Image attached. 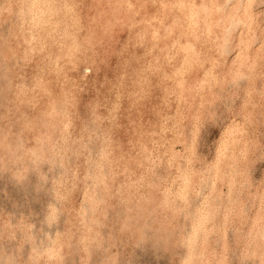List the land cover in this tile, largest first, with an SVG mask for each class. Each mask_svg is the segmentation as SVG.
<instances>
[{
	"label": "rangeland",
	"instance_id": "rangeland-1",
	"mask_svg": "<svg viewBox=\"0 0 264 264\" xmlns=\"http://www.w3.org/2000/svg\"><path fill=\"white\" fill-rule=\"evenodd\" d=\"M0 264H264V0H0Z\"/></svg>",
	"mask_w": 264,
	"mask_h": 264
},
{
	"label": "bare ground",
	"instance_id": "bare-ground-1",
	"mask_svg": "<svg viewBox=\"0 0 264 264\" xmlns=\"http://www.w3.org/2000/svg\"><path fill=\"white\" fill-rule=\"evenodd\" d=\"M126 1V0H125ZM34 3V2H33ZM58 3V2H57ZM128 3V2H127ZM27 4V3H26ZM53 4V3H52ZM65 4V3H64ZM71 4V3H70ZM30 6H31V4H29ZM47 5V4H46ZM60 5V4H59ZM127 5V4H126ZM27 6H28V4H27ZM44 6V5H43ZM51 6V5H50ZM62 6V5H61ZM180 6H182V5H180ZM25 8V7H24ZM78 8V7H77ZM26 9V8H25ZM24 9V10H25ZM32 9V8H31ZM64 9V8H63ZM71 9V8H70ZM85 9V8H84ZM65 10V9H64ZM56 11V10H55ZM72 11V10H71ZM30 12V11H29ZM37 12H38V10H37ZM42 12V11H41ZM49 12H51V11H49ZM59 13V12H58ZM131 13V12H130ZM133 13V12H132ZM132 13H131V15H132ZM37 14V13H36ZM42 14V13H41ZM40 15V14H39ZM48 15H50V14H48ZM47 15V16H48ZM54 15H55V13H54ZM33 16H35V15H33ZM30 17H32V16H29V18ZM36 17V16H35ZM41 17V16H40ZM188 17H189V15H188ZM52 18V17H51ZM55 18V17H54ZM59 18V17H58ZM60 18H61V16H60ZM196 18V17H195ZM46 20V19H45ZM44 21V20H43ZM193 21H194V19H193ZM199 21V20H198ZM34 22V21H33ZM47 22V21H46ZM60 22V21H59ZM188 22V21H187ZM190 22H191V20H190ZM41 23V22H40ZM43 23V22H42ZM130 23V22H129ZM194 23V22H193ZM32 24V23H31ZM150 24V23H149ZM42 25V24H41ZM40 25V26H41ZM57 25V24H56ZM193 25V24H192ZM196 25H198V24H196ZM40 26H39V28H40ZM127 26V25H126ZM185 26V25H184ZM195 26V25H194ZM130 27V26H129ZM37 28V27H36ZM53 28H54V26H53ZM60 28V27H59ZM176 28V27H175ZM178 28V27H177ZM131 29V28H130ZM150 29H151V27H150ZM181 29V28H180ZM196 29V28H195ZM34 30V29H33ZM32 30V31H33ZM41 30V29H40ZM164 30V29H163ZM38 31V30H37ZM139 32V31H138ZM163 32V31H162ZM126 33V32H125ZM142 33V32H141ZM155 34V33H154ZM52 35V34H51ZM30 37V36H29ZM47 37H48V35H47ZM122 38V37H121ZM29 39V38H28ZM194 39V38H193ZM42 40V39H41ZM182 40V39H181ZM123 41V40H122ZM130 41V40H129ZM29 42H30V40H29ZM42 42V41H41ZM45 43V42H44ZM149 43V42H148ZM27 44H28V42H27ZM151 44H153V43H151ZM177 44V43H176ZM187 44V43H186ZM144 45V44H143ZM155 45V44H154ZM172 45H173V43H172ZM185 45V44H184ZM89 46V45H88ZM171 46V45H170ZM43 47V46H42ZM129 47V46H128ZM141 47V46H140ZM190 47V46H189ZM119 48H120V46H119ZM118 48V49H119ZM134 48V47H133ZM179 48V47H178ZM184 48V50H185V47H183ZM191 48V47H190ZM117 49V50H118ZM122 49V48H121ZM170 49H171V47H170ZM27 50H30V49H27ZM120 50V49H119ZM124 50V49H123ZM132 50V49H131ZM130 50V51H131ZM139 50H140V48H139ZM142 50V49H141ZM177 50V49H176ZM189 50V49H188ZM187 50V51H188ZM42 51V50H41ZM59 51V50H58ZM76 51V50H75ZM180 51V50H179ZM119 52V51H118ZM156 52V51H155ZM177 52V51H176ZM31 53V52H30ZM47 53V52H46ZM49 53V52H48ZM174 53V52H173ZM184 53V52H183ZM189 53H190V51H189ZM37 54H39V53H37ZM135 54V53H134ZM156 54V53H155ZM181 54V53H180ZM191 54V53H190ZM95 55V54H94ZM114 55V54H113ZM116 55V54H115ZM119 55V54H118ZM144 55V54H143ZM120 57V56H119ZM128 57V56H127ZM166 57V56H165ZM167 57H169V56H167ZM173 57V56H172ZM190 57H192V56H190ZM70 58V57H69ZM137 58V57H136ZM163 58V57H162ZM128 59H130L129 57H128ZM143 59V58H142ZM145 59V58H144ZM164 59V58H163ZM177 59V58H176ZM188 59V58H187ZM123 60V59H122ZM131 60H132V58H131ZM157 60V59H156ZM28 61V60H27ZM52 61V60H51ZM118 61V60H117ZM172 61V60H171ZM192 61V60H191ZM55 62H56V59H55ZM142 62V61H141ZM153 62H155V61H153ZM161 62V61H160ZM159 62V63H160ZM119 63V62H118ZM127 63H128V61H127ZM28 64V63H27ZM48 64H49V62H48ZM47 64V65H48ZM57 64V63H56ZM120 64V63H119ZM141 64V63H140ZM147 64H149V63H147ZM146 64V65H147ZM161 64V63H160ZM163 64H164V62H163ZM166 64V63H165ZM180 64H182V63H180ZM132 65V64H131ZM150 65H151V63H150ZM167 65V64H166ZM50 66V65H49ZM171 66V65H170ZM169 66V67H170ZM130 67V66H129ZM45 68H47V67H45ZM178 68V67H177ZM180 68H181V66H180ZM48 69V68H47ZM145 69H147V68H145ZM153 69V68H152ZM148 70H150V69H148ZM156 71H157V69H155ZM138 71H139V69H138ZM161 71V70H160ZM170 72V71H169ZM178 72V71H177ZM181 72V71H180ZM141 73H143V72H141ZM151 73V72H150ZM161 73H163V72H161ZM132 74V73H131ZM144 74V73H143ZM160 74V73H159ZM44 75V74H43ZM55 75H56V73H55ZM177 75V74H176ZM57 76V75H56ZM103 76V75H102ZM135 76V75H134ZM149 76V75H148ZM147 76V77H148ZM174 76V75H173ZM36 77H37V75H36ZM51 77H52V75H51ZM146 77V76H145ZM121 78V77H120ZM155 78V77H154ZM157 78V77H156ZM39 79V78H38ZM55 79H56V77H55ZM169 79V78H168ZM41 80V79H40ZM75 80V79H74ZM104 80H106V79H104ZM114 80V79H113ZM144 80V79H143ZM145 80H147V79H145ZM149 80V79H148ZM100 81V80H99ZM106 81H108V80H106ZM168 81V80H167ZM173 82V81H172ZM47 83V82H46ZM57 83H58V80H57ZM175 83V82H174ZM38 84V83H37ZM85 84V83H84ZM139 84H141V83H139ZM169 84V83H168ZM139 86V85H138ZM143 86H144V84H143ZM55 87V86H54ZM81 87V86H80ZM83 87H84V85H83ZM134 87H136V86H134ZM146 87V86H145ZM167 87V86H166ZM38 88H39V86H38ZM61 88V87H60ZM78 88V87H77ZM165 88V87H164ZM62 89H64V88H62ZM152 89V88H151ZM80 90H83V89H80ZM148 90V89H147ZM171 90V89H170ZM163 91H164V89H163ZM21 92V91H20ZM115 92V91H114ZM125 92V91H124ZM158 92V91H157ZM38 93H39V91H38ZM142 93V92H141ZM140 93V94H141ZM163 93V92H162ZM86 94V93H85ZM115 94V93H114ZM146 94V93H145ZM164 94V93H163ZM29 95V94H28ZM147 95H149V94H147ZM34 96V95H33ZM129 96H130V94H129ZM157 96V95H156ZM165 96H167V95H165ZM131 97V96H130ZM168 97V96H167ZM118 98V97H117ZM116 98V99H117ZM127 99V98H126ZM160 99V98H159ZM31 100V99H30ZM115 100V99H114ZM148 103V102H147ZM162 103H163V100H162ZM117 104V103H116ZM144 104V103H143ZM143 104H142V106H143ZM71 105V104H70ZM117 105H119V104H117ZM116 105V108H118V106ZM155 107V106H154ZM156 108V107H155ZM116 110V109H115ZM125 110V109H124ZM54 113V112H53ZM63 114V113H62ZM116 114V113H115ZM66 115V114H65ZM50 116H51V114H50ZM63 119V118H62ZM59 122V121H58ZM138 122V121H137ZM146 122V121H145ZM68 124V123H67ZM69 124H71L70 122H69ZM145 125V124H144ZM66 126V125H65ZM64 127V126H63ZM62 128V127H61ZM58 129V128H57ZM60 129V128H59ZM71 129V128H70ZM64 130V129H63ZM60 131H62V130H60ZM59 132V131H58ZM64 134H65V131L63 132ZM61 134V133H60ZM59 135V134H58ZM157 135V134H156ZM69 136V135H68ZM61 138H62V136H61ZM127 139V138H126ZM148 140H149V138H148ZM160 140V139H159ZM158 141V140H157ZM166 143V142H165ZM128 144V143H127ZM163 145V144H162ZM127 146V145H126ZM130 146H131V144H130ZM56 150V149H55ZM142 150V149H141ZM144 151V150H143ZM146 151V150H145ZM155 153V152H154ZM146 154V153H145ZM150 155V154H149ZM149 158V157H148ZM144 160V159H143ZM146 161V160H145ZM137 165V164H136Z\"/></svg>",
	"mask_w": 264,
	"mask_h": 264
}]
</instances>
